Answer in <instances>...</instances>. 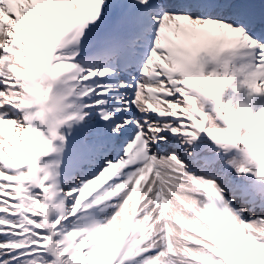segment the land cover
Listing matches in <instances>:
<instances>
[{
	"label": "snow or ice",
	"instance_id": "6c2138e0",
	"mask_svg": "<svg viewBox=\"0 0 264 264\" xmlns=\"http://www.w3.org/2000/svg\"><path fill=\"white\" fill-rule=\"evenodd\" d=\"M256 97L264 0H0V264H264Z\"/></svg>",
	"mask_w": 264,
	"mask_h": 264
}]
</instances>
